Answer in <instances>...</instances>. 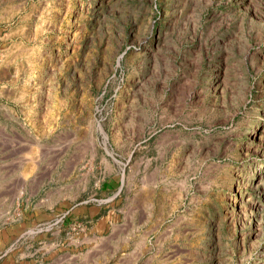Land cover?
I'll return each instance as SVG.
<instances>
[{"label":"rangeland","instance_id":"rangeland-1","mask_svg":"<svg viewBox=\"0 0 264 264\" xmlns=\"http://www.w3.org/2000/svg\"><path fill=\"white\" fill-rule=\"evenodd\" d=\"M0 264H264V0H0Z\"/></svg>","mask_w":264,"mask_h":264},{"label":"crops","instance_id":"crops-1","mask_svg":"<svg viewBox=\"0 0 264 264\" xmlns=\"http://www.w3.org/2000/svg\"><path fill=\"white\" fill-rule=\"evenodd\" d=\"M13 238V237H12Z\"/></svg>","mask_w":264,"mask_h":264}]
</instances>
